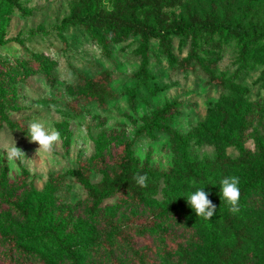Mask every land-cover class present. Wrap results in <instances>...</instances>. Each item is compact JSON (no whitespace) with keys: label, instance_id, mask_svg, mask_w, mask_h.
<instances>
[{"label":"rangeland","instance_id":"obj_1","mask_svg":"<svg viewBox=\"0 0 264 264\" xmlns=\"http://www.w3.org/2000/svg\"><path fill=\"white\" fill-rule=\"evenodd\" d=\"M78 1L19 0L23 13L0 6V86L6 116L0 128V232L39 254L29 260L11 257L8 245L0 241V264H42L43 258L49 264H70L60 239L77 251L81 264H181L176 254L165 256L156 246L163 240L160 233L136 238L139 260L127 248L112 247L109 222L148 217L151 210L199 187L168 186L160 180L159 192L143 204L106 195L93 214L88 192L72 172L85 166L90 184H99L112 174L126 142L132 143L136 160L159 171L185 158L204 163L219 155L238 159L241 151L256 153L264 143V42L243 58L234 39L174 37L176 62L171 64L156 40L135 35L122 40L66 25ZM114 2L104 0L105 8L112 9ZM211 12L220 20L228 16L233 23L264 30V0H185L175 10L180 17ZM193 51L199 57L194 70L183 72L179 63L191 59ZM102 74L110 76L112 92L103 107L80 92L84 80ZM211 75L225 85L211 81ZM173 101L180 104L174 121L150 135L140 134L146 121ZM11 122L21 123L26 133L11 131ZM34 122L60 133L51 153L37 152L38 145L30 142L28 128ZM13 144L25 153L22 162L7 160ZM228 176L242 181L236 171L211 173L209 181L220 189ZM5 198L25 205L28 217L12 210ZM238 214L236 221L248 239L232 264H264V193L250 194ZM171 231L179 234L181 229ZM228 238L221 224L204 228L200 245L191 252L193 264H213L207 246L219 242L222 247Z\"/></svg>","mask_w":264,"mask_h":264},{"label":"trees","instance_id":"obj_2","mask_svg":"<svg viewBox=\"0 0 264 264\" xmlns=\"http://www.w3.org/2000/svg\"><path fill=\"white\" fill-rule=\"evenodd\" d=\"M184 5L185 0H115L112 9H107L104 6V0H79L65 23L68 26H78L89 34L102 33L122 40L135 35L147 41L156 40L159 42L162 54L171 64L176 62L173 51L174 37L192 38L194 41L203 37L206 42L213 41L215 37L234 39L241 44L243 58L250 53L253 46L264 42V30L254 25L243 26L240 23H233L228 16L220 20L215 12L201 15L189 14L187 17L177 16L175 10ZM0 6H5L10 11L16 9L21 13L25 11L19 0H0ZM216 47H220V44ZM198 59V53L193 51L192 58L181 61L179 68L183 72L194 70L193 61ZM142 70L146 73V65ZM211 81L225 85V82L213 75H211ZM110 82L111 78L108 74H102L96 79H86L80 85V92L88 102H95L103 107L112 97ZM179 107L180 104L177 101L166 104L146 121V126L140 134L150 135L163 130L179 114ZM228 120L226 116L222 125L226 126ZM5 121L4 91L0 86V128ZM8 128L11 131L26 133V128L19 122L9 123ZM241 134L245 136V131ZM241 141L244 142V139ZM229 171H236L242 175L239 185V213H241L242 205L250 194L264 193V143L259 144L256 153L241 151L238 159L219 155L214 160L208 159L202 163L185 158L181 164H175L168 171H159L148 163L136 160L132 156V143L126 142L117 155L112 174L105 177L99 184H90V172L85 169V166L72 172V175L76 182L84 186L88 192L93 214L106 195L129 201L133 205L143 204L159 192L160 180H164L168 186L184 184L204 187V190L210 193L209 199L217 208L211 220L204 221L197 217L185 199L173 198L163 206L151 210L148 217L132 216L111 220L109 233H107L112 240L111 246L127 248L139 260V254L135 248L136 238L144 240L146 236L154 237L156 233H160L163 240L156 246L161 249L162 254L165 256L176 254L181 264H193L194 258L191 252L201 243V231L208 227L216 228L221 224L229 233V242L222 247L219 246V242H213L207 248L213 264H232L233 260L244 251L248 236L246 230L239 228L236 221V217L240 215L229 212L220 197V189L209 181L211 173L226 174ZM137 174L147 175L148 186L146 188H141L135 183L133 177ZM4 201L16 213L24 218L28 217L25 205L20 204L19 201L9 198H5ZM188 220L191 221L188 222ZM171 225V230L177 227L181 229L180 233L177 234L171 230L161 231V227L164 226L166 229V226ZM0 241L5 246L8 245L7 254L11 257L17 254L24 260H29L39 255L38 252L19 245L14 237L6 236L1 232ZM59 245L70 264H81L77 251L65 240L60 239ZM141 254L146 256L143 251ZM42 264L49 263L43 258Z\"/></svg>","mask_w":264,"mask_h":264},{"label":"clouds","instance_id":"obj_3","mask_svg":"<svg viewBox=\"0 0 264 264\" xmlns=\"http://www.w3.org/2000/svg\"><path fill=\"white\" fill-rule=\"evenodd\" d=\"M28 137L30 142L38 145L37 152L51 153L53 146L60 141L61 136L58 131H49L44 124L34 122L29 125ZM25 153L13 144L7 149L6 158L9 162L23 161ZM135 183L141 187L148 186L147 175H135L133 177ZM240 179L237 176H228L220 181V197L225 202L228 210L232 214L240 212ZM204 187L197 188L187 194H181L180 197L185 198L188 206L193 213L204 221L211 220L217 212L216 205L209 199L210 193L204 190Z\"/></svg>","mask_w":264,"mask_h":264}]
</instances>
